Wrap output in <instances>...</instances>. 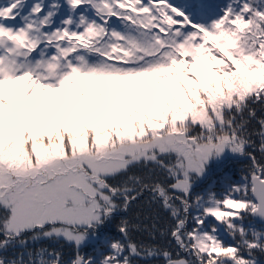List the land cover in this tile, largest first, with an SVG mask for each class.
<instances>
[{
	"label": "snow or ice",
	"instance_id": "snow-or-ice-1",
	"mask_svg": "<svg viewBox=\"0 0 264 264\" xmlns=\"http://www.w3.org/2000/svg\"><path fill=\"white\" fill-rule=\"evenodd\" d=\"M0 264H264V0H0Z\"/></svg>",
	"mask_w": 264,
	"mask_h": 264
}]
</instances>
